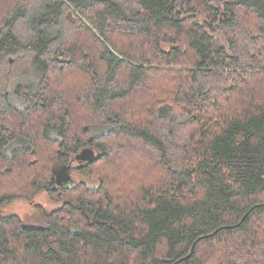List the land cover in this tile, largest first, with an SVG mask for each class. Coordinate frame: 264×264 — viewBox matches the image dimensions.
<instances>
[{"label":"trees","instance_id":"trees-1","mask_svg":"<svg viewBox=\"0 0 264 264\" xmlns=\"http://www.w3.org/2000/svg\"><path fill=\"white\" fill-rule=\"evenodd\" d=\"M214 1L0 0L41 80L0 113V264H264V0Z\"/></svg>","mask_w":264,"mask_h":264},{"label":"rangeland","instance_id":"rangeland-1","mask_svg":"<svg viewBox=\"0 0 264 264\" xmlns=\"http://www.w3.org/2000/svg\"><path fill=\"white\" fill-rule=\"evenodd\" d=\"M216 6H219V1H214ZM217 36L221 38L220 33ZM33 67V55L29 52L21 53L20 55H11L7 57L0 56V113L6 111L9 106L17 109H23L25 103L16 94V89L19 86H37L40 82ZM54 138L59 139L57 133H52ZM81 164L78 161H73L71 170L65 173L73 183L84 181L89 186H97L98 181L83 177L78 173V168ZM65 177L61 180L65 181ZM60 202L53 200L47 193L38 194L33 201L17 200L11 208V211L16 212L24 221L31 222L39 219L38 209L36 206H41L47 211H54L61 207Z\"/></svg>","mask_w":264,"mask_h":264}]
</instances>
